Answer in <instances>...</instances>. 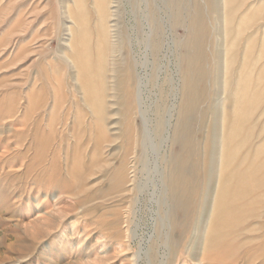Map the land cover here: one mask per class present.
<instances>
[{
	"label": "rangeland",
	"instance_id": "obj_1",
	"mask_svg": "<svg viewBox=\"0 0 264 264\" xmlns=\"http://www.w3.org/2000/svg\"><path fill=\"white\" fill-rule=\"evenodd\" d=\"M260 71L264 0H0V264H264Z\"/></svg>",
	"mask_w": 264,
	"mask_h": 264
},
{
	"label": "bare ground",
	"instance_id": "obj_2",
	"mask_svg": "<svg viewBox=\"0 0 264 264\" xmlns=\"http://www.w3.org/2000/svg\"><path fill=\"white\" fill-rule=\"evenodd\" d=\"M180 21V20H179ZM174 26V25H173ZM243 67L245 68L246 67V64L244 63L243 64ZM259 78L261 77V78H264V74H262V71H260L259 72ZM141 82V81H140ZM238 88H239V95L237 94V96L238 97H236L235 98V100H236V103H235V106H237V107H235L236 108V110H237V112H236V116L238 117V118H240V111H241V108L239 107L240 106V104L241 103H243V99L245 100V98L247 97V95H244V91H245V87H244V85L241 83V85L240 84H238V86H237V90H238ZM264 93V92H263ZM263 93H261V94H259V95H254V97H253V99H256V97H262V94ZM261 99V98H260ZM243 108V107H242ZM234 117V116H233ZM239 119H237L236 117H234V121H238ZM160 131V130H159ZM223 131H224V129H223ZM149 132V131H148ZM226 134V132L224 131V137H223V141L225 142L226 140H225V135ZM150 136H151V134H150ZM164 136V135H163ZM148 141V136L146 137V136H144V139H143V143L144 144H146V142ZM164 142V141H163ZM228 142V141H227ZM151 143V142H150ZM165 144H166V142H165ZM164 144V145H165ZM228 145H229V142H228ZM145 146V145H144ZM148 146V145H147ZM150 146V145H149ZM154 146V145H153ZM163 146V145H162ZM158 147H160V146H158ZM147 149V148H146ZM225 149V148H224ZM223 149V152H222V163H223V166H222V175L224 174V177H230V176H232L233 174H231L229 171L231 170V169H229V170H226L228 167H230L231 165H230V161H229V158L227 157L228 155H229V153L228 152H226V150H224ZM160 151V150H159ZM144 153H146V151L144 152ZM147 154V153H146ZM150 154V153H149ZM144 156V155H143ZM188 157V156H187ZM144 158V157H143ZM148 158V157H147ZM146 158V159H147ZM156 158V157H155ZM228 158V159H227ZM145 160V159H144ZM156 160H157V158H156ZM148 161V160H147ZM146 161V162H147ZM188 162H189V165L191 166V168H193V169H191L192 171H196L197 170V165H198V162L197 161H190L189 159H188ZM144 163V162H143ZM142 163V164H143ZM154 164V163H153ZM159 165V164H158ZM133 166H134V164L132 165V168H133ZM163 166V165H162ZM141 168V167H140ZM149 168V167H148ZM158 168V167H157ZM140 170V169H139ZM143 170V169H142ZM152 170V169H151ZM147 171V170H146ZM160 171V170H159ZM158 171V172H159ZM131 172H133V174L131 175V177L133 178V179H131V181H132V184L133 185H135L134 183H135V177H136V167H134V170H132ZM140 172H141V170H140ZM144 172V171H143ZM148 172H150V170L148 171ZM147 172V173H148ZM146 173V174H147ZM149 174H151V172L149 173ZM160 175V174H159ZM221 175V176H222ZM142 176V175H141ZM161 176V175H160ZM143 177V176H142ZM141 177V178H142ZM151 177V176H150ZM140 178V179H141ZM152 178V177H151ZM139 179V180H140ZM141 181V180H140ZM139 181V182H140ZM144 181V180H143ZM146 181V180H145ZM161 181V180H160ZM147 182H148V180H147ZM155 182V181H154ZM160 183H162V181L160 182ZM160 183H159V185H160ZM234 184H236V186L237 187H234L233 185ZM138 185V184H137ZM224 185V188H223V190H222V194L220 195V197H219V199H218V206H217V208H216V214H215V216H214V218H213V222L215 223V222H217L218 223V225H219V227H220V230L217 232V234H214V235H210L209 236V240H210V243L209 244H213V243H215V244H218V246L220 247V246H223V245H226V244H228L229 242H231V240L237 235V234H234V235H229L230 233H236L237 231H239L240 229L242 230L243 229V224L245 223H247V222H249L250 221V219L251 218H255V217H252V215H250V216H246V219H245V221H243L242 220V214H241V212L244 210V208H245V204L243 203V202H237V203H235L233 206H232V200L234 199V198H236L235 199V201L237 200V197H238V193L240 192V190L242 189V188H244V182L243 181H235V182H233V183H229V184H223ZM140 189L142 188V187H139ZM149 188V187H148ZM181 188V187H180ZM140 189H138L139 191H140ZM145 189V188H144ZM146 189H147V187H146ZM161 189V188H160ZM186 188H184L183 187V190H185ZM158 190H159V188H158ZM157 190V191H158ZM181 190H182V188H181ZM183 190H182V192H183ZM258 190H259V194H260V196H263V198L261 199V201L255 206V208L252 210V212H256V213H254V214H257V215H259V217H261V221L260 222H258L259 224H260V228H263V231L261 232V234H260V241L256 244V246H255V248L254 247H251L247 252H245V254H250L252 251H254V250H260V251H262V256L264 257V184H262L260 187H258ZM138 191V192H139ZM142 191H144L143 190V188H142V190H141V192L140 193H143ZM160 192V191H159ZM160 195H158V197H159ZM183 196H184V192H183ZM141 197H142V195H141ZM139 198V197H138ZM138 198H137V200H138ZM143 198V197H142ZM142 198H141V200H142ZM200 199H201V195H200V193H199V191H198V195H197V201H196V204H195V206H194V210L195 211H200L201 210V207L202 206H200V203H201V201H200ZM159 200V199H158ZM216 200H217V198H216ZM215 200V201H216ZM155 201V200H154ZM214 201V202H215ZM136 202H138V201H136ZM137 205V204H136ZM135 205V206H136ZM133 209V208H132ZM222 209H224L225 210V212L222 214ZM133 210H136V209H133ZM134 211H132V214H134L133 213ZM129 214H130V211H129ZM244 224V225H245ZM240 230V231H241ZM239 231V232H240ZM220 248H222V247H220ZM223 249V248H222ZM216 255V251H215V249H212V250H210V247H209V251H205V253H202V257H200V263L202 262V263H204V260L206 259V258H208V257H211V258H214V256ZM225 259H224V257L222 258V261H224ZM221 263H224V262H221ZM138 264V263H137Z\"/></svg>",
	"mask_w": 264,
	"mask_h": 264
}]
</instances>
